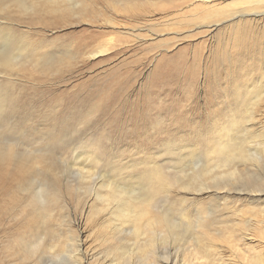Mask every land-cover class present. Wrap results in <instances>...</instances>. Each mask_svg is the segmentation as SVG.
Masks as SVG:
<instances>
[{
  "label": "rangeland",
  "instance_id": "1",
  "mask_svg": "<svg viewBox=\"0 0 264 264\" xmlns=\"http://www.w3.org/2000/svg\"><path fill=\"white\" fill-rule=\"evenodd\" d=\"M95 3L85 13H0V53L29 60L10 81L0 73L9 99L0 147L13 155L0 163V264H264V100L252 104L264 76V40L253 52L252 39L264 21L202 18L212 6H246L238 0ZM227 135L257 157L226 165L214 152ZM153 165L180 179L172 195L187 214L173 215L179 236L165 241L158 225L145 250L156 214L118 219L122 201L98 195L113 190L102 184L118 179L115 168L147 177ZM41 175L56 204L34 211ZM256 180L259 191L248 185Z\"/></svg>",
  "mask_w": 264,
  "mask_h": 264
},
{
  "label": "bare ground",
  "instance_id": "2",
  "mask_svg": "<svg viewBox=\"0 0 264 264\" xmlns=\"http://www.w3.org/2000/svg\"><path fill=\"white\" fill-rule=\"evenodd\" d=\"M204 1L206 3V2H211L212 0H204ZM238 1L244 3L246 6L243 7L242 9H239L238 11H236L232 14H227V12L224 11L221 7L215 8L212 6V7L208 8L206 10V14L203 17L202 16L201 17L205 21V19H209L211 16H214V15H211L212 13H214L215 16L221 17L220 20H224V19H227L229 17H231V18H236V17L244 18L247 16H253L255 18L259 17L261 20L264 21V0H241V1L238 0ZM94 4H96L95 0H0V13H9L10 11H12L14 9V10H17L20 13H24V14L38 15V14H42V13H48V14L65 15L67 13H72V12H76V11H78L80 13H85L87 11V9H89L90 7L92 8L94 6ZM219 21H216L215 24L210 25V27L218 25L217 22H219ZM249 23H251V20H246L245 22L243 21L241 27L238 28V31L236 33L237 40H238L237 45L239 48H242V46H244L243 44L245 43V39L244 40L241 39V36L244 33L243 26L250 25ZM249 33H251V32H248V34ZM254 33H255V35H253V39H252V46H253L252 51L253 52L256 51L257 45L264 40V30L262 32H254ZM23 51H26V50H23ZM31 51H33V50H31ZM26 57L31 58V54L29 52H27ZM28 63H29V60H17L16 61V60L12 59L10 56H8L7 54L0 53V69H3V70H0V73H3L5 75V78H4L5 81L12 80V79L8 78V76L6 75V74H8L9 71H11V69H13L15 67H24ZM40 64H41L42 68H47V66H48L47 61H41ZM3 88H5V86L0 85V116L7 119V117L5 116V113H6L5 111L7 110V107L9 105L7 103V102H9V99L6 97V94L2 90ZM253 89H254V96L252 98L255 99V103H252V104L255 105L258 102L264 100V76H263V79L261 80V83L258 84ZM158 99H159V97H158ZM254 109H255V107H252L251 110H254ZM247 115H248V119H250V120L254 118L252 111H250L249 114H247ZM235 119H236V116H235ZM235 122H236V120L231 121L232 124H235ZM5 127H6V125H5ZM5 129L6 128L2 129V131ZM7 129H9V128H7ZM2 131H1V133H2ZM6 131H8V130H6ZM245 135H246V133H245ZM8 136H7V138H9ZM235 136H237V135H235ZM4 137H1L2 140ZM237 139H238V137H237ZM5 141H6V139H5ZM7 142H5V143H7ZM0 143H2V142H0ZM244 144H245V141L243 139L241 142H238L235 140L234 137L231 138L230 135H227V139L221 140L219 142V146H218L219 148L217 150H215L216 152H214V153L218 157H225V159H226L225 164L226 165L232 163V161L235 159L236 160L241 159V160L245 161L246 159H249L250 157H253V158L257 157L256 155L248 153L245 149ZM18 146H19V144H18ZM10 156H13V155H12V152L10 151L8 145H6V147H4V148L0 147V163L6 162ZM14 157L17 159V160H15V162H17L21 158V154H15ZM213 157H211V158H213ZM213 159H211V160H213ZM96 160L99 161L100 157L99 156L96 157ZM133 165H134V163L132 164V166ZM223 165H224V163H223ZM153 166L154 167L151 170L149 168L150 174H147V177H142L141 175H138L139 173L134 174L135 172L133 173L132 169H131V171L128 172L126 170L124 171V168L123 167L121 168L120 166L115 168L116 174L112 177L118 178V179L113 180L111 182H108L106 180L102 184V186H105V187L111 186V188L113 190L110 193H108L107 195H101V196L98 195V197L105 203V205L108 204V206L110 205L111 200L116 201V200L120 199L122 201V203L118 205V209H119L118 213H117L118 219L121 217L133 218L134 222H136L138 224L139 222H141V220L144 217H148L149 213H151L150 209L156 214V215L148 218V220H147L148 225L145 226L148 229L149 233L151 234L150 242L147 241L146 245L143 246V248L145 250L147 248L153 247L154 244H153L152 234L155 236V234L157 233L156 226H158V225H163L162 226L163 229L160 230L159 232L165 236V241H166V238L168 235H170L172 237L173 236L174 237L179 236V231H178L179 225H177V223H175V220L173 219V215L175 213H180V215L182 214V217H183L185 214H187L186 208L182 205L183 202H185V198L184 199H178V198L175 199L172 195L173 187L175 184H177L176 180L178 178L176 177V175H175V178H176V180H175V178H173L174 176L172 177L170 175V173L168 174V172L161 171L160 169L156 168L155 165H153ZM147 168H146V172L149 173V170ZM195 168H197V166H195ZM200 170L201 169H199V171ZM199 171H198V173H199ZM207 172H208V168H205L204 170L201 171L200 176H202L205 173L207 174ZM229 172H230V175L231 174L235 175L236 173H238V169L235 168L234 170L229 171ZM229 172L227 174H229ZM224 173H225V171H224ZM151 174L153 176H151L149 179L148 176H150ZM196 174H195V177L198 176V174L197 175ZM206 174H205V176H206ZM128 175H130V176H128ZM193 176H194V173H193ZM200 176L198 178L202 179L203 176L202 177H200ZM41 177H42L41 178L42 181L40 180L38 182L37 189H36L37 193H35V195L37 194V196H35V197L32 196L31 206H33L34 211H47L49 208H52L56 204V193L54 190V186L52 185L49 178L44 177L42 175H41ZM125 180H127L128 182H126V183H129V184H125ZM178 180H180V179H178ZM202 181L204 182L205 180L202 179ZM113 183H115L114 186H113ZM182 183H183V181H182ZM193 184L194 183H192V182H186L185 181V183H183V185H182V188H184L188 191H191V190L195 189V188H193L194 187ZM30 185L27 188V190H29ZM127 185H128V188L125 187ZM248 185L249 186L254 185L255 190H253V191H259V190H257V186L260 185L258 180H256L253 184H248ZM208 187H209V185H208ZM203 189L204 188H201L200 190H203ZM155 196H158V197L162 196V199H158V197L155 199ZM170 200H172V201H170ZM165 201L169 203V205H167L166 207H165V205H163L165 203ZM178 206H179V208H177ZM107 210H108V208L106 210H104L105 213ZM104 211H103V213H104ZM100 212H102V211H100ZM90 213H91V211H90ZM105 220L107 221V219H105ZM104 222L102 224L106 223V222L105 223ZM136 227L138 228V226H136ZM196 240H198V239H196ZM198 241H199L198 244L203 243L202 237L201 238L199 237ZM41 245L42 244L39 243V246H41ZM74 248H76V246ZM74 250H76V249H74ZM151 252H148V253H151ZM74 255L79 260H82V254H81V251L79 249L76 250V253ZM258 261L263 262L264 261L263 257L259 255ZM260 262H258V263H260Z\"/></svg>",
  "mask_w": 264,
  "mask_h": 264
}]
</instances>
